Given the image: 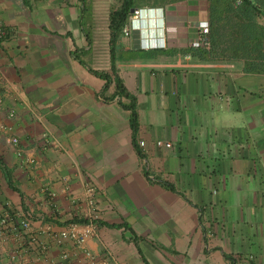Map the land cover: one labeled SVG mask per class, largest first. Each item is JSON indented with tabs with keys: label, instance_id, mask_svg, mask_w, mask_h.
Returning <instances> with one entry per match:
<instances>
[{
	"label": "crops",
	"instance_id": "obj_1",
	"mask_svg": "<svg viewBox=\"0 0 264 264\" xmlns=\"http://www.w3.org/2000/svg\"><path fill=\"white\" fill-rule=\"evenodd\" d=\"M96 1L0 0V217L31 212L58 261L49 231L87 220L92 187L119 264H264V73L182 53L207 0L148 1L115 45ZM26 237L0 235V264L35 256Z\"/></svg>",
	"mask_w": 264,
	"mask_h": 264
},
{
	"label": "trees",
	"instance_id": "obj_2",
	"mask_svg": "<svg viewBox=\"0 0 264 264\" xmlns=\"http://www.w3.org/2000/svg\"><path fill=\"white\" fill-rule=\"evenodd\" d=\"M82 1L85 3L86 0ZM207 1L209 4L208 18L211 48L206 50L189 47L182 53L192 55L203 61H210L215 57L244 61L249 65L248 71L264 73V0ZM136 2L137 0H122L120 8L110 12L112 45H115L122 35V30L131 16V10L136 9ZM113 69L115 70V68ZM94 74L96 73L94 72ZM96 75L106 79L108 83L111 81V77L108 75ZM116 87L118 96L131 99V104L125 107L131 110L135 125V98L127 92L119 79L116 80ZM98 224L100 225V221ZM122 227L126 226H110L111 229ZM139 253L143 264H150L144 254L140 251Z\"/></svg>",
	"mask_w": 264,
	"mask_h": 264
},
{
	"label": "built area",
	"instance_id": "obj_3",
	"mask_svg": "<svg viewBox=\"0 0 264 264\" xmlns=\"http://www.w3.org/2000/svg\"><path fill=\"white\" fill-rule=\"evenodd\" d=\"M142 19V10L135 9L129 17L128 23L124 26L122 33L126 37H130L134 24L139 23ZM210 22L206 15L198 20L196 38L190 41L189 47L195 49L210 50ZM4 81V77L0 74V84ZM4 83V82H3ZM4 93L0 89V106L3 102ZM13 145L18 144V139H12ZM157 145L160 147L171 148V143L159 141ZM142 150L145 149L144 141L139 142ZM89 210L87 220L82 223L75 221L69 222L60 232L51 233L49 231V239L60 248L67 244L70 250L62 249L60 259L58 261L49 258V246L43 242L38 234L31 232L32 213L12 212L8 207L0 217V235L6 233L20 232L27 234L26 245L24 251L27 253L34 252L35 256L25 257L24 253H17L13 261L16 264H119L118 259L112 249L105 243L101 242L100 228L98 222L99 214L97 212V198L95 189L88 187L86 190ZM98 240L100 242L99 249L93 250L89 247V242ZM1 243V242H0Z\"/></svg>",
	"mask_w": 264,
	"mask_h": 264
},
{
	"label": "rangeland",
	"instance_id": "obj_4",
	"mask_svg": "<svg viewBox=\"0 0 264 264\" xmlns=\"http://www.w3.org/2000/svg\"><path fill=\"white\" fill-rule=\"evenodd\" d=\"M89 1V0H88ZM148 1H171V0H137L136 2V7H144V6H150V3H148ZM145 2H147L148 4H144ZM98 8V11L103 14L109 13L114 9H119L120 5H121V0H97L96 1ZM143 4V5H142ZM112 251L115 253L116 257H117V252L115 250L114 247H112L111 245L107 244ZM133 248V247H132Z\"/></svg>",
	"mask_w": 264,
	"mask_h": 264
},
{
	"label": "clouds",
	"instance_id": "obj_5",
	"mask_svg": "<svg viewBox=\"0 0 264 264\" xmlns=\"http://www.w3.org/2000/svg\"><path fill=\"white\" fill-rule=\"evenodd\" d=\"M132 14V13H131ZM143 19H141V21H142ZM128 21H129V19H128ZM128 23V22H127ZM137 26V25H136ZM138 27V26H137ZM141 30H142V28H141ZM123 34V33H122ZM142 47H143V45H142ZM144 48V47H143ZM100 226V225H99Z\"/></svg>",
	"mask_w": 264,
	"mask_h": 264
},
{
	"label": "water",
	"instance_id": "obj_6",
	"mask_svg": "<svg viewBox=\"0 0 264 264\" xmlns=\"http://www.w3.org/2000/svg\"><path fill=\"white\" fill-rule=\"evenodd\" d=\"M134 10H135V9H132V10H131V13H133V12H134Z\"/></svg>",
	"mask_w": 264,
	"mask_h": 264
}]
</instances>
